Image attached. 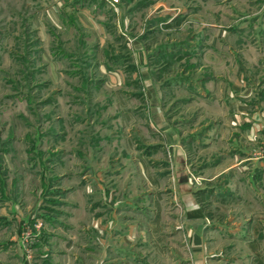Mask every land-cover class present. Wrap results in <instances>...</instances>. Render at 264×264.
I'll return each mask as SVG.
<instances>
[{
    "label": "rangeland",
    "instance_id": "rangeland-1",
    "mask_svg": "<svg viewBox=\"0 0 264 264\" xmlns=\"http://www.w3.org/2000/svg\"><path fill=\"white\" fill-rule=\"evenodd\" d=\"M0 264H264V0H0Z\"/></svg>",
    "mask_w": 264,
    "mask_h": 264
},
{
    "label": "crops",
    "instance_id": "crops-1",
    "mask_svg": "<svg viewBox=\"0 0 264 264\" xmlns=\"http://www.w3.org/2000/svg\"><path fill=\"white\" fill-rule=\"evenodd\" d=\"M194 198H191L190 196H187L186 198H185V204L187 205V207L185 208V210H186V216L190 219V220H194V219H200L201 217H196V215H194V213L196 212V211H199V207L198 206H194L193 204H194ZM200 213H201V211H200ZM155 216L157 215V217H156V220L154 221L155 223H154V227H153V230H154V234L158 237V238H160V228H161V225H160V223L158 224V221H157V219H159V214H160V212L158 211V208L156 209V211H155ZM198 214V213H197ZM96 215L97 216H100L101 214H99L98 212L96 213ZM113 215V214H112ZM198 216H199V214H198ZM111 219L112 220H109V222H107V223H111V224H109V225H104L103 223H102V220H101V218H98V219H96V221H94V223L95 224H93V229H98V230H100V229H102V230H105V231H108V228L109 229H111V228H114L115 227V225L117 224L116 222V219L115 218H113V216H111ZM161 219V218H160ZM159 219V220H160ZM113 225V226H112ZM105 226H106V228H105ZM117 228H114L113 230H118V231H120V233H118V234H120V236L118 235V237L119 238H116V241H117V244L118 245H125V243H128V242H131L132 241V237H134L133 235H134V233H129L130 232V230H131V227H130V225L128 226V228L126 229V231H128V233H126V232H124L123 230L121 231L120 229H119V227L118 226H116ZM140 227H141V223H139L138 224V227L136 228L137 230H139V232H140ZM188 229V228H187ZM192 229L194 230V223L192 224ZM137 230H136V232H137ZM94 232H96V230H93ZM193 235V242H194V244H196V243H198V238H199V236L196 234V232L195 233H193L192 234ZM113 237H115V236H113ZM108 238V237H107ZM98 241V242H97ZM97 243H98V247L99 246H107V248L110 246V244H109V242H107V240L105 239V238H103V237H100V238H98V235L96 236V238L94 237V236H92V239H91V246H93V245H97ZM96 250V249H95ZM103 253H102V255L100 256V257H103L104 255H105V252L104 251H102ZM90 253H92V252H90Z\"/></svg>",
    "mask_w": 264,
    "mask_h": 264
},
{
    "label": "trees",
    "instance_id": "trees-1",
    "mask_svg": "<svg viewBox=\"0 0 264 264\" xmlns=\"http://www.w3.org/2000/svg\"><path fill=\"white\" fill-rule=\"evenodd\" d=\"M200 211H201V210H199V211H196V212L194 213V215H196V217H201V216H200V214H201V213H200ZM197 213L199 214V216H198V214H197Z\"/></svg>",
    "mask_w": 264,
    "mask_h": 264
},
{
    "label": "built area",
    "instance_id": "built-area-1",
    "mask_svg": "<svg viewBox=\"0 0 264 264\" xmlns=\"http://www.w3.org/2000/svg\"><path fill=\"white\" fill-rule=\"evenodd\" d=\"M113 1H116V0H113Z\"/></svg>",
    "mask_w": 264,
    "mask_h": 264
}]
</instances>
